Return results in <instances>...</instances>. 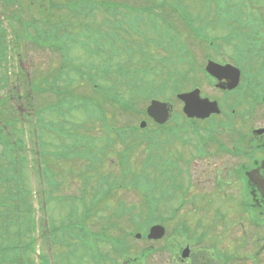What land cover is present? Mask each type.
Segmentation results:
<instances>
[{"label": "rangeland", "instance_id": "1", "mask_svg": "<svg viewBox=\"0 0 264 264\" xmlns=\"http://www.w3.org/2000/svg\"><path fill=\"white\" fill-rule=\"evenodd\" d=\"M175 1H181L179 11ZM87 2L95 3V11L82 17V22L55 14L48 39L19 38L20 51L7 50L10 36L0 42L7 62H0V127L4 128H0V138H7L8 133L10 145L17 138L25 143L21 152L0 149L1 176L8 175L0 182V264H130L127 260L140 264L142 254L148 260L143 264H158L161 240L151 245L143 237L151 225L161 222L171 232L181 231L183 224L192 226L189 199L194 172L190 160L195 146L203 148L176 94L201 80L197 67L210 55L209 40L220 48L228 46L233 53L234 45L248 43L230 36L229 30L248 34L252 25L264 29V0H222V15L214 14L217 4L212 1L174 0L171 5L166 1L159 10L164 21L154 16L158 8L148 0ZM66 3L71 9L74 1ZM107 4H114L113 14L103 12ZM143 6L152 13L141 12ZM232 8L237 16L248 17L251 27L242 25L243 18L225 17ZM194 13L198 18L192 21L190 16L187 23L185 14L189 18ZM120 24L127 31L120 30ZM98 25L103 30H97ZM198 27L213 39L205 40ZM61 37L67 39L61 52L46 47ZM17 61L25 68L19 69L16 64L21 62ZM80 63L84 72L77 77L71 67ZM106 92L113 96L111 100H105ZM151 99L172 105L164 126L145 114ZM67 102L74 108L59 117L55 108L68 106ZM47 106L36 115L43 116L38 127L33 112ZM141 120L147 121L144 128L139 127ZM112 126L134 131L120 139ZM201 135L202 143L208 144L205 157L193 163L194 171L201 172L194 175V186L200 180L210 183L211 168L217 166L213 162L226 156L214 147L229 143V136L216 129L211 133L201 129ZM58 149L75 153L55 163L49 161ZM36 150L49 153L44 155L49 169L43 170L44 160L35 162ZM179 191L186 194L185 203L173 212L180 206ZM136 233L142 239L135 238ZM172 235L167 242L179 243L177 234ZM202 244V249L207 247ZM219 245L225 246L224 239ZM244 246L261 253L264 247L261 240ZM236 255L229 264H240L241 253Z\"/></svg>", "mask_w": 264, "mask_h": 264}, {"label": "flooded vegetation", "instance_id": "2", "mask_svg": "<svg viewBox=\"0 0 264 264\" xmlns=\"http://www.w3.org/2000/svg\"><path fill=\"white\" fill-rule=\"evenodd\" d=\"M66 1L0 0V42H3L4 36H10L7 50L10 51L14 47L13 51H20L19 38L25 40L26 37L31 36V40H36L37 37L41 41L45 36V39H48L55 14H62L66 19L82 22L84 0H73L71 9L67 7ZM148 1L158 8V12L153 13L154 16L163 20L159 10L166 1L171 5L174 0ZM144 7H142L144 10L150 11L148 7ZM64 10L66 13H62ZM66 25L67 22L64 23L65 28ZM185 26L187 28L186 24ZM251 32L253 34L241 35L245 36L246 42H252L253 45H234L233 53L229 51L228 46L225 49L220 48L221 46L213 45V42L207 46L210 55L206 56L203 66L200 67L202 78L193 84L192 89H198L201 97L215 101L219 112L211 113L204 119H190L193 124L191 131L203 145L200 149L195 146L192 153L190 165L194 173L192 180L190 178L191 182L195 184L194 175L200 176L201 173L194 171L193 163L205 157L204 146L208 144L201 141V129L208 133L215 129L219 130L229 136V143L214 147L222 149L226 156L224 159H221L224 156L220 158L221 165L213 162V165L217 164V166L211 168L210 183L202 181V186L200 180L197 186L193 184L194 188L190 187L189 209L192 226L187 227L183 224L181 231L171 232L166 228V224H163L165 230L162 237L157 240H146L151 245L161 240L163 245L157 247L158 254H156L159 259L158 264H229L231 257L233 258L234 254H237V257L238 253H241L240 264H250L249 261L264 264L262 260L264 247L261 253L252 248L247 250L244 246L245 243L249 244V241L255 240H261V244L264 245V29H254ZM229 33L230 36L238 38L244 31L229 30ZM15 39L18 40L15 42ZM238 40L243 41L242 38ZM46 47H56L61 52L67 47V39L58 38L56 42ZM4 48L6 50V47ZM3 53H0V62L6 64ZM208 60L237 67V85L230 88L237 73L235 70L227 69L214 75L206 72L204 67ZM19 62L21 61H17ZM16 66L19 69L25 68L22 62ZM228 188L233 192L229 193ZM185 199L186 194L179 191L176 200L180 206L174 211L183 206ZM230 201L233 203L231 206ZM185 228L190 229L188 234L185 233L188 231ZM172 234H177L176 240L179 243H174V240L167 242ZM223 239L225 246L221 248L219 242ZM183 241L189 244H184ZM202 242L207 244V247L202 249L204 245ZM244 252L249 253L244 256ZM143 256L144 254L140 264L148 261ZM242 256L244 257L241 258ZM224 258L226 260H222ZM128 261L132 264V261L126 262Z\"/></svg>", "mask_w": 264, "mask_h": 264}, {"label": "water", "instance_id": "3", "mask_svg": "<svg viewBox=\"0 0 264 264\" xmlns=\"http://www.w3.org/2000/svg\"><path fill=\"white\" fill-rule=\"evenodd\" d=\"M208 64V68L210 67ZM178 97L184 102L183 112L189 117H204L211 111V102L206 99H202L198 96L197 91H191L188 93L179 94ZM169 108L166 103L152 100L146 109V112L156 122L163 123L166 121ZM141 126L145 125V122L140 123ZM161 228L158 225H154L150 229L149 237H157L161 235L159 232Z\"/></svg>", "mask_w": 264, "mask_h": 264}, {"label": "trees", "instance_id": "4", "mask_svg": "<svg viewBox=\"0 0 264 264\" xmlns=\"http://www.w3.org/2000/svg\"><path fill=\"white\" fill-rule=\"evenodd\" d=\"M109 96H111L112 98H113V96L112 95H110L109 94V92H106L105 94H104V97H105V100L106 101H108V100H111V97H109ZM84 106H85V104H84ZM126 109H129V105L127 106V108ZM104 118V117H103ZM129 130H124V132L123 131H119L117 128L114 130V132L116 133V135L118 136V137H129L132 133H133V129L131 130L130 129V131L128 132ZM126 133V134H125Z\"/></svg>", "mask_w": 264, "mask_h": 264}]
</instances>
